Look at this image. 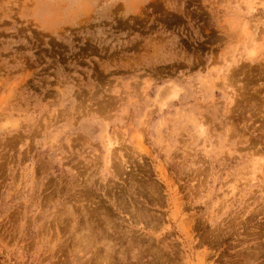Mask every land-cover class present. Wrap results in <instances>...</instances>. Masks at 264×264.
I'll list each match as a JSON object with an SVG mask.
<instances>
[{
    "label": "rangeland",
    "instance_id": "obj_1",
    "mask_svg": "<svg viewBox=\"0 0 264 264\" xmlns=\"http://www.w3.org/2000/svg\"><path fill=\"white\" fill-rule=\"evenodd\" d=\"M0 264H264V0H0Z\"/></svg>",
    "mask_w": 264,
    "mask_h": 264
},
{
    "label": "bare ground",
    "instance_id": "obj_2",
    "mask_svg": "<svg viewBox=\"0 0 264 264\" xmlns=\"http://www.w3.org/2000/svg\"><path fill=\"white\" fill-rule=\"evenodd\" d=\"M113 142L114 141H112L110 138H107V141H106V144H107V148H108V150H109V153L108 154H110V152H111V156L113 155L112 153V150L114 149L113 148ZM108 158H110L109 157V155H108ZM108 161H110V160H108ZM255 177H253L252 179H254Z\"/></svg>",
    "mask_w": 264,
    "mask_h": 264
}]
</instances>
